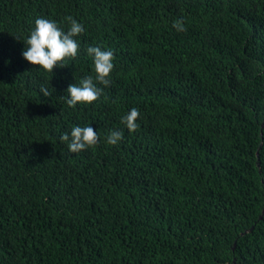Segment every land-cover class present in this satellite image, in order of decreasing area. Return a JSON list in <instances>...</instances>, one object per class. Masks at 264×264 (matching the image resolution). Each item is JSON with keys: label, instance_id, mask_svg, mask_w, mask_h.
Returning <instances> with one entry per match:
<instances>
[{"label": "trees", "instance_id": "trees-1", "mask_svg": "<svg viewBox=\"0 0 264 264\" xmlns=\"http://www.w3.org/2000/svg\"><path fill=\"white\" fill-rule=\"evenodd\" d=\"M38 17L85 28L52 73ZM93 45L110 83L69 107ZM263 124L264 0H0V264H264ZM76 125L99 141L70 153Z\"/></svg>", "mask_w": 264, "mask_h": 264}, {"label": "clouds", "instance_id": "clouds-1", "mask_svg": "<svg viewBox=\"0 0 264 264\" xmlns=\"http://www.w3.org/2000/svg\"><path fill=\"white\" fill-rule=\"evenodd\" d=\"M69 27L67 30L58 26L57 22L42 17L36 18L34 27L24 40L25 47L22 50V57L33 66H38L39 71L51 72L56 66H64L61 62L65 58H74L78 54L79 43L77 37L84 33L82 23L67 17ZM173 27L178 31H184V23L176 20ZM87 55L92 59L94 75H88L80 79L79 83L70 84L64 98L69 107H76L78 104H90L101 95L102 88L98 85L107 86L110 83V73L114 68L113 52L100 46H89L86 49ZM40 93L44 97L50 95L48 89L40 86ZM139 110L130 109L121 117V123L129 131L137 127ZM60 140L67 144L70 153H79L89 147L95 146L99 141L98 131H94L90 125L73 126L69 132H64ZM122 140L121 131H111L107 138L108 145H116Z\"/></svg>", "mask_w": 264, "mask_h": 264}, {"label": "water", "instance_id": "water-1", "mask_svg": "<svg viewBox=\"0 0 264 264\" xmlns=\"http://www.w3.org/2000/svg\"><path fill=\"white\" fill-rule=\"evenodd\" d=\"M263 126H264V124H263ZM257 156H259V152L257 153ZM236 245V244H235ZM234 262H235V264H236V259L234 260Z\"/></svg>", "mask_w": 264, "mask_h": 264}]
</instances>
